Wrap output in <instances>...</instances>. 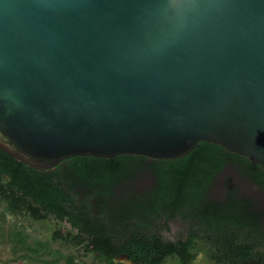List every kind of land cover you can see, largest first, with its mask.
I'll return each mask as SVG.
<instances>
[{
	"label": "water",
	"instance_id": "95a60500",
	"mask_svg": "<svg viewBox=\"0 0 264 264\" xmlns=\"http://www.w3.org/2000/svg\"><path fill=\"white\" fill-rule=\"evenodd\" d=\"M264 168V0H0V148Z\"/></svg>",
	"mask_w": 264,
	"mask_h": 264
},
{
	"label": "trees",
	"instance_id": "16d2710c",
	"mask_svg": "<svg viewBox=\"0 0 264 264\" xmlns=\"http://www.w3.org/2000/svg\"><path fill=\"white\" fill-rule=\"evenodd\" d=\"M228 160L243 171L264 170L206 141L175 159L72 156L46 169L0 148V243L25 264H77L73 252L61 250L73 246L103 264H120L123 254L133 264H191L198 252L213 264H264V209L231 191L209 195ZM145 170L153 183L129 187ZM176 216L189 223L186 236L164 240L157 222ZM21 217L53 221L50 239L31 240Z\"/></svg>",
	"mask_w": 264,
	"mask_h": 264
},
{
	"label": "rangeland",
	"instance_id": "374dc122",
	"mask_svg": "<svg viewBox=\"0 0 264 264\" xmlns=\"http://www.w3.org/2000/svg\"><path fill=\"white\" fill-rule=\"evenodd\" d=\"M227 172H233V168L227 166L225 168ZM154 181L152 174L147 170L138 174L137 179L133 182L130 181L129 184L131 188L135 190H143L149 187ZM120 189H125L120 188ZM209 195L212 198H221L222 194L216 180L215 184L209 188ZM12 217H9L11 220ZM20 220L24 222L27 226V231L30 234V239H50L52 229L54 228L53 221L47 219L42 221L32 220L30 218L21 217ZM189 228V223L183 220L180 216H176L174 218L169 219L168 221H164V219H160L157 222V232L162 236L164 240H177L178 238H184ZM53 243V242H52ZM54 246H58V243H53ZM64 253L73 252L77 259V264H103L101 259L93 254H84L83 250L78 246L73 247H63L61 249ZM118 260L120 264H133L131 261L126 259L125 257H119ZM64 261V259H62ZM25 259H17L12 252L11 245L8 243H0V264H25ZM166 264H176L173 262H167ZM191 264H213L204 254V252H198L196 254L195 259Z\"/></svg>",
	"mask_w": 264,
	"mask_h": 264
},
{
	"label": "flooded vegetation",
	"instance_id": "af4514ba",
	"mask_svg": "<svg viewBox=\"0 0 264 264\" xmlns=\"http://www.w3.org/2000/svg\"><path fill=\"white\" fill-rule=\"evenodd\" d=\"M245 163L246 162H243L242 164L244 167ZM227 166L233 168L234 171H225ZM240 167V164L228 160L225 166L213 178L210 187L214 185L217 180L222 194L221 197L231 191L236 196L250 199L256 206L264 209V170L253 168L249 169V171H243ZM121 257L128 259L125 254ZM167 262L168 261H166L165 264Z\"/></svg>",
	"mask_w": 264,
	"mask_h": 264
}]
</instances>
